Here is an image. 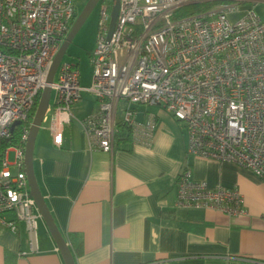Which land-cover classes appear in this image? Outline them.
<instances>
[{"label": "built area", "instance_id": "2783aa9c", "mask_svg": "<svg viewBox=\"0 0 264 264\" xmlns=\"http://www.w3.org/2000/svg\"><path fill=\"white\" fill-rule=\"evenodd\" d=\"M117 1L108 36L114 0H97L89 85H81L74 62L60 60L55 70L49 84L54 94L43 118L54 143L59 144L61 129L83 93L96 102L81 120L88 148L106 153L122 137V126L131 143L150 147L156 119L150 113L140 117V109L158 106L184 128L188 154L234 163L264 183V18L254 10L264 0ZM241 2L250 4L231 21L228 14ZM191 3L209 5L173 17L177 8ZM75 15L73 0H0V139L32 113ZM32 118L19 145L0 148V226L15 233L18 223L24 225L29 246L22 256L38 252L41 218L24 171ZM175 204L230 217L246 214L237 189L210 187L194 179L187 165L176 178Z\"/></svg>", "mask_w": 264, "mask_h": 264}, {"label": "crops", "instance_id": "0c3cea01", "mask_svg": "<svg viewBox=\"0 0 264 264\" xmlns=\"http://www.w3.org/2000/svg\"><path fill=\"white\" fill-rule=\"evenodd\" d=\"M72 106L73 117L56 145L48 119L37 132L33 153L36 183L74 264H257L264 261V183L250 170L187 153L182 125L158 106L150 147L129 140L112 152L90 150L81 120L95 110L92 95ZM187 165L208 186L237 189L246 214L178 208L176 178ZM163 213L168 215L167 218ZM11 218V215L7 216ZM40 220V221H39ZM38 252L22 223L0 226V264H64L42 218ZM40 222V223H39Z\"/></svg>", "mask_w": 264, "mask_h": 264}, {"label": "water", "instance_id": "95a60500", "mask_svg": "<svg viewBox=\"0 0 264 264\" xmlns=\"http://www.w3.org/2000/svg\"><path fill=\"white\" fill-rule=\"evenodd\" d=\"M97 0H87L84 7L82 10L77 14L76 18L73 21V24L63 41L62 45L60 46L58 52L53 58V61L51 63V66L49 68L47 77H46V85L42 89V92L40 94L32 121H31V126L28 132V136L25 142V147H24V171L26 173L28 185H29V197H31L34 200V203L38 209V212L43 219L47 230L49 234L51 235L52 239L54 240L62 258L64 261V264H74L73 256L71 254V251L68 247V244L58 231L56 225L53 222V219L48 211V208L46 206V203L41 195V192L39 190V187L36 183L35 176H34V171H33V162H32V153H33V146H34V141L37 135V132L39 128L41 127L46 109L48 107L49 99H50V86L49 84L52 83L53 76L55 73V70L65 53L66 48L68 47L70 41L82 25V23L85 21V19L88 17L94 6L96 5ZM117 8H118V1L114 0L110 16H111V21L109 25V31H108V36H110L114 24H115V18L117 14ZM19 124V122H15L12 125V129Z\"/></svg>", "mask_w": 264, "mask_h": 264}, {"label": "rangeland", "instance_id": "374dc122", "mask_svg": "<svg viewBox=\"0 0 264 264\" xmlns=\"http://www.w3.org/2000/svg\"><path fill=\"white\" fill-rule=\"evenodd\" d=\"M75 5V13L78 14L84 7L87 0H73ZM248 2H241L237 7V10L228 14V18L234 21L241 17L245 9L249 6ZM255 12L264 18V4L259 3L254 8ZM99 18V4H96L88 17L82 23L72 40L70 41L68 47L65 50L61 58V62L70 61L77 64L80 72V83L83 86H87L90 83L92 69L90 64V54L95 45V37L97 31V22ZM55 79V76H54ZM53 92H51V98L53 97ZM90 97L88 94H84L83 99L88 102ZM121 101L119 103V108ZM120 116V111L117 112V117ZM39 132V130H38ZM13 152L8 153V161H13ZM39 220V219H38ZM40 221V220H39ZM40 223V222H39ZM41 228L40 224L37 227V237H40Z\"/></svg>", "mask_w": 264, "mask_h": 264}, {"label": "trees", "instance_id": "16d2710c", "mask_svg": "<svg viewBox=\"0 0 264 264\" xmlns=\"http://www.w3.org/2000/svg\"><path fill=\"white\" fill-rule=\"evenodd\" d=\"M208 5L209 4H206V3H191V4L181 6L174 11L173 17L179 18V17H183V16L188 15V14L200 12L204 8L208 7ZM76 16L77 15L74 16V19L76 18ZM36 106H37V101L34 104L33 109H32V113L29 115V117L26 120H24L23 122H21L20 124L16 125L13 128L12 132L10 133L9 137L0 139V148H5L7 146H12V145H19L21 133H22L24 127L27 126L29 121L31 120L33 112L36 109ZM122 130H123V135H122V137H119V139L120 140H129V133L127 131V127L122 126ZM163 216L165 218L168 217V215H166L165 213H163Z\"/></svg>", "mask_w": 264, "mask_h": 264}]
</instances>
